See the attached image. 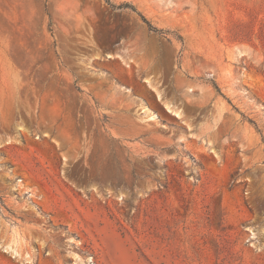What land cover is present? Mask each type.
Instances as JSON below:
<instances>
[{"label":"rangeland","instance_id":"rangeland-1","mask_svg":"<svg viewBox=\"0 0 264 264\" xmlns=\"http://www.w3.org/2000/svg\"><path fill=\"white\" fill-rule=\"evenodd\" d=\"M108 1L0 0V264H264V0Z\"/></svg>","mask_w":264,"mask_h":264},{"label":"trees","instance_id":"trees-1","mask_svg":"<svg viewBox=\"0 0 264 264\" xmlns=\"http://www.w3.org/2000/svg\"><path fill=\"white\" fill-rule=\"evenodd\" d=\"M106 2L108 3V4H110L111 6H114L113 4H111L108 0H106ZM141 18L143 19V21L147 24V27H148V29L150 30V31H154V32H156V31H159V29H157L156 27H154L149 21H147L146 19H145V17H143L142 15H141Z\"/></svg>","mask_w":264,"mask_h":264}]
</instances>
